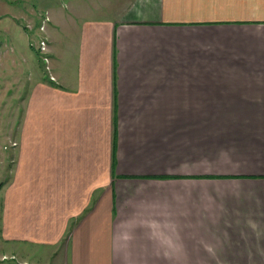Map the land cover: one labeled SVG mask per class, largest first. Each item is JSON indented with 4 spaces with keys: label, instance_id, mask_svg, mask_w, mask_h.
I'll return each instance as SVG.
<instances>
[{
    "label": "crops",
    "instance_id": "0c3cea01",
    "mask_svg": "<svg viewBox=\"0 0 264 264\" xmlns=\"http://www.w3.org/2000/svg\"><path fill=\"white\" fill-rule=\"evenodd\" d=\"M0 241L16 264H264V0H0Z\"/></svg>",
    "mask_w": 264,
    "mask_h": 264
},
{
    "label": "built area",
    "instance_id": "2783aa9c",
    "mask_svg": "<svg viewBox=\"0 0 264 264\" xmlns=\"http://www.w3.org/2000/svg\"><path fill=\"white\" fill-rule=\"evenodd\" d=\"M51 22V18L48 14H43L40 16V24L38 26V30L41 33L39 38L31 43V47H33L42 57L45 71L50 73L49 69V48H48V39L45 36L47 25Z\"/></svg>",
    "mask_w": 264,
    "mask_h": 264
},
{
    "label": "rangeland",
    "instance_id": "374dc122",
    "mask_svg": "<svg viewBox=\"0 0 264 264\" xmlns=\"http://www.w3.org/2000/svg\"><path fill=\"white\" fill-rule=\"evenodd\" d=\"M41 57V56H40ZM41 59H42V57H41ZM42 61H43V59H42ZM11 146L13 147V146H15L14 145V143L12 142V144H11ZM4 149H7V147H4ZM1 243H2V241H0V246H1ZM1 253V252H0ZM6 256H4V258H5ZM3 257H1V259H2ZM0 264H16V262L15 261H4V262H1V260H0Z\"/></svg>",
    "mask_w": 264,
    "mask_h": 264
},
{
    "label": "trees",
    "instance_id": "16d2710c",
    "mask_svg": "<svg viewBox=\"0 0 264 264\" xmlns=\"http://www.w3.org/2000/svg\"><path fill=\"white\" fill-rule=\"evenodd\" d=\"M197 179H232V178L231 177H212V176H205V177H198Z\"/></svg>",
    "mask_w": 264,
    "mask_h": 264
}]
</instances>
